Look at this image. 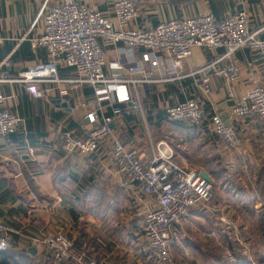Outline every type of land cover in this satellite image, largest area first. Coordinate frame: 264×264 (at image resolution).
I'll use <instances>...</instances> for the list:
<instances>
[{
  "label": "crops",
  "instance_id": "obj_1",
  "mask_svg": "<svg viewBox=\"0 0 264 264\" xmlns=\"http://www.w3.org/2000/svg\"><path fill=\"white\" fill-rule=\"evenodd\" d=\"M43 1L0 0V33L4 37L0 56L7 58L8 72L12 77L30 65L50 59L42 47L34 48L28 40L41 33L39 9ZM45 1L55 4L60 0ZM74 1L95 7L102 15L115 21L113 0ZM134 1L140 5V14L130 23L132 27L151 28L160 22L204 12H211L216 19H222L245 10L249 15L250 30L264 38V0ZM99 45L105 55L104 72L107 76L114 73L119 78L139 81L136 89L140 108H133L129 102H119L113 94L98 101L91 85L70 81L76 74L61 59L57 63L56 75L61 81H39V97H34L21 82L2 85L5 97L2 107L20 117L21 122L14 132L0 136V217L16 229V233L10 236L9 245L13 244L16 249L33 248L34 251H30L36 254V264H52V259L32 237L57 230H64L83 249L89 247L100 264H114L113 258L119 257L125 261L122 252H116L115 256L112 254L114 243L91 234L89 227L122 229L126 235L123 247L126 246L124 250L129 264H151L147 243L139 228L143 211L151 200L139 191L138 186L121 184L111 145L103 142L95 153L88 155L66 153L59 148L56 139L59 132L67 131L76 137L86 133L91 126L86 119L88 112H94L98 121L104 116L111 117L110 126L126 148L139 150L143 162L149 161L156 144L164 141L171 147L176 162L200 170L209 178L217 163L223 164L230 172L236 166L243 170V154L250 155L259 146L263 155H255V159L260 161L254 159L251 178L254 180L259 173V181L261 184L264 182V129L252 116H232V102L228 99V92L241 96L254 83L261 81V60L256 61L249 49L238 50L233 56L240 68L238 82H227L209 71V92L203 94L200 75L178 78L163 66H152L149 52L141 47L128 49L101 39ZM223 52V49H204L208 61L218 59ZM129 89L133 93L128 86ZM189 98L201 103L204 117L200 124L172 123L166 108ZM115 107L121 108L119 114L112 113ZM212 112L231 122L242 136L243 145L239 149H228L209 129L207 119ZM168 125L173 129L165 133ZM251 193L258 198L254 206H261L264 200L259 195L260 189H253ZM196 207L192 210L193 217L202 218L200 212L207 209L202 205ZM71 210L79 213L77 219L72 217ZM221 221L218 226L212 221L210 232L208 229L199 231L200 240L214 235L215 226L224 230L231 225L228 221ZM189 223L192 225L191 221ZM80 224L87 228L76 235Z\"/></svg>",
  "mask_w": 264,
  "mask_h": 264
},
{
  "label": "built area",
  "instance_id": "obj_2",
  "mask_svg": "<svg viewBox=\"0 0 264 264\" xmlns=\"http://www.w3.org/2000/svg\"><path fill=\"white\" fill-rule=\"evenodd\" d=\"M46 2L39 9L41 33L28 40L32 47H42L50 59L30 65L12 77L8 72L7 58L0 56V136L14 132L21 122L20 117L2 107L5 98L2 85L21 82L34 97H39V81H61L56 77L59 59L74 70L76 76L70 81L91 85L98 101L113 94L119 102H129L133 108H140L137 79L105 74V55L99 45L100 39L128 49L141 47L149 52L152 66H163L178 78L200 75L203 94L209 92V71L227 82H238L240 68L233 56L238 50L249 49L255 60H261V81L254 83L241 96L228 92V99L232 102L230 113L234 117L252 116L264 129V38L250 30L249 15L245 10L221 20H216L211 12H204L141 28L130 26L140 14V5L134 0H113L115 21L102 15L97 8L74 0H60L47 5ZM3 40L0 33V46ZM204 49H223L224 52L218 59L208 61ZM222 60L226 61L217 64ZM120 112V107L113 108L112 113ZM166 114L173 121H186L192 125L200 124L204 117L201 103L193 98L168 106ZM86 119L91 126L82 137L67 131L58 133L59 148L66 153L88 155L95 153L101 143L108 142L121 184L138 186L139 191L151 200L143 211L139 227L147 243L149 257L158 263L175 264L171 250L174 226L185 218L190 209L211 199V179L200 170L179 165L174 160L171 147L164 141L158 142L151 159L143 162L139 150L126 148L110 126L111 117L104 116L98 121L94 112H88ZM208 123L209 129L228 149L236 150L243 145L242 136L219 113H210ZM12 233H16V229L0 217V251L7 249ZM32 239L50 255L52 264H99L90 253L76 246L64 231ZM243 253H247L245 247Z\"/></svg>",
  "mask_w": 264,
  "mask_h": 264
},
{
  "label": "rangeland",
  "instance_id": "obj_3",
  "mask_svg": "<svg viewBox=\"0 0 264 264\" xmlns=\"http://www.w3.org/2000/svg\"><path fill=\"white\" fill-rule=\"evenodd\" d=\"M46 5H47V2H46ZM171 128L172 127L168 125L164 129L165 133H169V131L173 129V128L172 129ZM256 147L257 148L255 150H253L250 155H249V153L243 154V156L245 158V163H244L245 165L244 166L242 165L244 173H245V175H244L245 177H243V179L246 183H248L249 188L255 187L254 183L252 182V178H251L252 173L254 171V169H253L254 163L253 162L255 159V155H257V156L263 155L261 152V147H259V146H256ZM255 161L259 162L260 160L258 158H256ZM177 163L179 165L187 168V169H194V168H190L188 166H184V165H182V163H179V162H177ZM221 165H223V164H221ZM226 165L230 166V164H226ZM208 166H209V168L210 167L214 168L213 165H208ZM251 166H252V169H251ZM211 183H212V181H211ZM211 185H212V189H211V191H212L213 190V184H211ZM212 193H214V192L212 191ZM203 204H205V205L207 204V205L205 206ZM203 204H200V205H202L203 209H207V210L200 212L201 215H203L202 218L193 217L194 215L192 214L193 213L192 210L194 208H192L189 210V212L187 213L185 218L180 220L179 223H177L174 226V235L171 239V250H172V253L174 256V263L175 264H189V261L191 260L190 264H204L202 262V258L200 256V254L196 250H194L192 247L188 246L186 244V241L201 242L200 243L201 244V250L205 251L207 249L206 243L204 244L203 242H205L206 239L200 240V238L198 236V234H199L198 232L202 231V230H206L205 226L211 227L212 221H215L216 222L215 225L218 226V222H220L222 219L223 222L228 221L231 224L230 228L233 229V234L230 235L229 238L232 241H236V243L240 244L242 255L247 257L251 261L252 264H257V262L253 258V254H252L253 252L252 251L256 250L258 247H260L262 245V238L259 236L258 233L257 234L255 233L256 231L259 230L257 216L259 215L258 213L262 210L261 206H259V205H258V207L254 206L255 208H253L252 210L255 211V213H253L252 211H250L248 209H245V208L243 209V208L237 207L234 203L227 205V204H225V202L223 200L219 201V198H217V197H214V199L212 198L208 202L203 203ZM200 205H198V206L200 207ZM80 211L83 212V210H80ZM227 215L229 217H227ZM197 216H198V214H197ZM223 218H225V219H223ZM189 221L192 222V225L189 223ZM233 225H234V227H233ZM217 226L214 227V235H216L215 229H217ZM86 228L87 227H84L82 224H80L79 229L78 228L76 229L77 230L76 235H79L81 233V231L85 230ZM219 229L221 230V227H219ZM57 231H64V230H57ZM88 231H90L91 234H93V235H97L99 237L102 236L103 238H106V240L108 242L114 243L115 245L112 248V250H114V252L112 253L114 256L117 254L116 252H118V253L122 252L123 253V255L125 257V261H123L124 259H122V257H119L118 259L113 258L114 264H129L130 263V261H128L126 258L127 254H125V250H124V248L126 246L123 247V245H124L123 243H124V241H126V235L123 234L122 229L117 230L116 228H113V229L107 230L104 228L99 229L97 227H89ZM248 231H249V235H248L249 240L246 241V240H244L242 235H246L248 233ZM47 234L54 235L55 232L45 233L43 235H47ZM66 235L76 246L83 249L81 246H79L77 243H75L73 241V239L68 235V233H66ZM35 237H40V236L35 235ZM116 246H117V248H116ZM244 247L247 249L246 254L243 253ZM89 249H90L89 247H87V248L84 247V250L87 251L88 253H90L94 257V254H92L89 251ZM121 255L122 254H120V256ZM231 256L229 255V257H231ZM96 261H97V259H96ZM150 263L156 264V262L153 259H151ZM64 264H72V263H64Z\"/></svg>",
  "mask_w": 264,
  "mask_h": 264
},
{
  "label": "trees",
  "instance_id": "obj_4",
  "mask_svg": "<svg viewBox=\"0 0 264 264\" xmlns=\"http://www.w3.org/2000/svg\"><path fill=\"white\" fill-rule=\"evenodd\" d=\"M120 107H122V105H120ZM171 122L176 123L180 121L171 120ZM240 167L241 166H236L230 172V170H228L224 165L217 163L216 167L211 169L210 178L213 184L212 191L214 192L212 193L211 199L217 197L219 198V201L223 200L227 205L234 203L239 208H245L255 213L252 209L255 208L254 205L257 195L255 193H251L250 190H257V188L260 189L259 195L264 200V182L261 184L258 173L256 178L252 180L255 187H252V189L251 187L249 188L248 183H246L243 179L245 173ZM261 209L262 210L257 216L259 230L255 233H258L262 238V245L252 251L253 258L257 264H264V203L262 202ZM71 215L74 219H77L79 213L77 212L76 214L74 210H71ZM205 229H208L209 232L212 230L211 227ZM215 231L216 235L208 237L205 242H203L204 244L206 243L207 249L205 251L201 250V242L186 241L188 246L192 247L200 254L204 264H252L247 257L242 255L240 244L229 238L230 235L233 234V229H231L230 226H226L224 230L217 228ZM248 235L249 231L246 235H242L244 240H249ZM147 254L149 255V251ZM229 255H232V258H230ZM35 257L36 254L31 253L29 246L23 247L22 249H16L15 246L10 243L7 249L0 251V264H36ZM149 258L152 259L151 257ZM190 261L189 264L191 263Z\"/></svg>",
  "mask_w": 264,
  "mask_h": 264
},
{
  "label": "water",
  "instance_id": "obj_5",
  "mask_svg": "<svg viewBox=\"0 0 264 264\" xmlns=\"http://www.w3.org/2000/svg\"><path fill=\"white\" fill-rule=\"evenodd\" d=\"M44 2H45V0L42 2V5H43ZM42 5H41V6H42ZM202 173H203L204 176L208 177L204 172H202ZM208 178H209V177H208ZM30 250H31V251H34L33 248H31Z\"/></svg>",
  "mask_w": 264,
  "mask_h": 264
}]
</instances>
